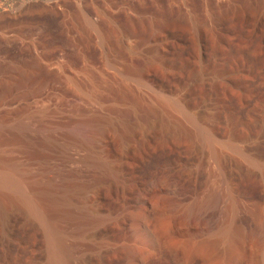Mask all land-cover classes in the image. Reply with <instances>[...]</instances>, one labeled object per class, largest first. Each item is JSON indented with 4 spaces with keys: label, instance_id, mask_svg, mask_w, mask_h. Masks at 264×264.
Returning a JSON list of instances; mask_svg holds the SVG:
<instances>
[{
    "label": "rangeland",
    "instance_id": "374dc122",
    "mask_svg": "<svg viewBox=\"0 0 264 264\" xmlns=\"http://www.w3.org/2000/svg\"><path fill=\"white\" fill-rule=\"evenodd\" d=\"M169 1L0 0V15L7 13L0 18V74L31 78L41 83L39 90L51 91L45 105H51L52 119L114 122L119 130L111 140L113 164L119 163L122 138L133 148L121 167L122 196L116 201L106 190L104 202L75 194V211L100 208L108 220L102 232L91 228L80 235L76 227L59 226L69 264H264V0H193L192 8L184 0ZM152 14L164 26L161 37L129 29L131 18ZM127 69H143L156 82L139 83ZM89 73L98 79L96 89L88 86ZM60 74L80 82L51 87ZM162 93L182 106L165 104ZM39 153L44 163L33 169L38 187L51 179L48 187L56 193L106 185L108 173L67 158L60 147ZM164 154L169 159L161 160ZM144 161L172 169L186 194L201 196L218 187L225 200L219 225L229 223L237 204L235 210L253 221L256 243L250 249L238 243L234 254L211 257L170 231L182 224L179 212L153 210L145 229L126 224L128 216L141 214L137 207L122 210L142 180ZM12 199L0 192V264H51L47 226Z\"/></svg>",
    "mask_w": 264,
    "mask_h": 264
},
{
    "label": "bare ground",
    "instance_id": "6f19581e",
    "mask_svg": "<svg viewBox=\"0 0 264 264\" xmlns=\"http://www.w3.org/2000/svg\"><path fill=\"white\" fill-rule=\"evenodd\" d=\"M192 1L184 0L191 8ZM202 1L205 5H209L211 2V0ZM149 15L148 17H140L141 19L139 20L131 18L129 22L131 27L129 29L133 30L134 33H138L141 30L149 31L153 36L161 37L165 33L164 26L162 27L161 25L163 24L160 23L161 19L158 21L157 18L153 17V14L152 17H149ZM5 17L7 18V13L0 15V18ZM86 21L88 26L94 29L96 28V25L90 20ZM138 25H140L139 28L141 27V29L138 28ZM105 36L103 34V40L106 39ZM197 37L202 42L204 36L202 37L199 34ZM166 65L164 63L162 64L164 72L167 71L165 68ZM87 71L91 72V69L89 68ZM125 73L127 75L131 74V77L128 75L129 78L132 79L134 77L139 83L153 84L156 82V78L149 75L143 69H127ZM91 75L90 73L88 74V78H90V84L88 86L91 89H96L99 83L95 80L98 79H94L93 75ZM64 76L62 77L61 74L57 77L54 76L55 78H53L55 80H51L50 86L55 87L58 83L62 82L63 84L64 82H77L76 80L80 82L77 77L75 79ZM33 80L24 76L11 75L6 72L0 74V192H7L8 196L13 198L12 200L24 203V208L27 207L24 210L30 211L43 224L45 223L51 238V264H69L70 258L68 257L70 256L66 254V248L63 244L66 233L60 231L59 229L61 228L59 226L76 227L75 233L80 235L91 228H94L95 232H102V224L108 220V216L101 214L103 209L101 210L100 208L97 210L92 209L93 211H82L80 213L77 210L75 211L74 209L76 207L74 208V204L77 201L75 194L80 193L96 202H104L107 198L104 192L106 190V192H109L113 196L111 199L116 201L118 197L122 196L120 183L123 175L121 167L129 162V154L133 148L127 141V138L124 140L122 138V150L120 149L121 153L119 152L120 154L118 156L119 163L113 164L109 160V154L111 153L112 137H116L119 130L115 127L116 124L114 122L110 123V120L106 121L105 118L101 119L95 116L77 118L70 121L50 118L49 113L52 112L49 109L51 105L46 106L45 101L51 94V91L49 92L48 90V93H46V91L39 90L38 87L41 83ZM94 82L97 84L94 85ZM84 84L86 83L84 82ZM160 96L162 98L161 101L165 104L169 103L174 106H180L182 104L179 100L173 99L174 101H170L168 98L166 99L163 93ZM205 133L209 135V132L205 131ZM48 146L50 148L54 146L60 147L67 158L74 159L75 161L79 160L80 163L83 162L90 165L100 170V172L108 173L109 177H106L105 187L104 185V188L101 187V182H97L91 186V189H83L75 193L70 191L56 193L51 191V187H48L52 179L49 180L50 182L47 180L43 181V183L40 180L42 186L38 187L39 183L37 185L35 184L37 183L36 179L38 175L33 169L36 164L38 165V163L44 161L43 157H39V152ZM169 154H164L160 159H169ZM133 157L131 158L134 159ZM142 166V180L139 181L134 195L128 198V206L122 210L124 214L127 208L131 206L137 207L141 210V214L139 213V216H128L125 220L126 224L135 227L143 226L145 229V225H143L144 219L152 215L153 210H157L163 214L173 212V215L175 211V215L179 212L180 216H182V224L178 227H173L170 231L185 235L188 242L195 241L198 243L195 249L197 251H203L211 257L234 254L237 249L236 244L238 243L242 244L245 249H250L252 244L256 243L258 234L253 221L249 216H244L246 214L241 215V213L235 210L237 204L236 206L233 205L235 206L233 208L234 213L232 212L233 215L229 223L219 225L220 222H218V219L221 215V210L224 208L225 200L222 191L218 187H212L207 193L201 196L197 195L195 191L186 194L185 190L187 188L185 189L184 183L181 180L182 178L172 169H159L154 162L142 163ZM103 174L105 175V173ZM110 176L116 178L118 181H114L116 179H112ZM45 203H51L55 207L51 210L50 208L47 209ZM11 232L13 234L15 230L13 229ZM205 241H210L211 243L207 245L204 244ZM3 243L4 241L0 240V244Z\"/></svg>",
    "mask_w": 264,
    "mask_h": 264
}]
</instances>
